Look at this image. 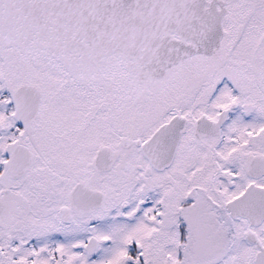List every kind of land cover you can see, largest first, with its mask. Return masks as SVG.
<instances>
[{
    "label": "snow or ice",
    "instance_id": "obj_1",
    "mask_svg": "<svg viewBox=\"0 0 264 264\" xmlns=\"http://www.w3.org/2000/svg\"><path fill=\"white\" fill-rule=\"evenodd\" d=\"M0 264H264V0H0Z\"/></svg>",
    "mask_w": 264,
    "mask_h": 264
}]
</instances>
